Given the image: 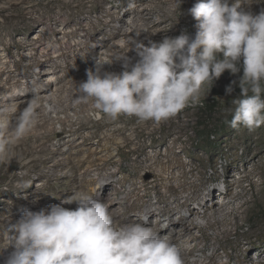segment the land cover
<instances>
[{
	"label": "rangeland",
	"instance_id": "374dc122",
	"mask_svg": "<svg viewBox=\"0 0 264 264\" xmlns=\"http://www.w3.org/2000/svg\"><path fill=\"white\" fill-rule=\"evenodd\" d=\"M196 2L0 0V98L10 96L13 108L35 114V126L23 136L15 135L21 111L0 116V134L36 148L30 155L21 147L9 156L0 151V248L8 223L24 209L38 211L79 192L104 202L113 217L126 212L137 223L147 217L146 226L162 236L192 227L194 235L178 244L185 264H264V125L222 127L240 96L242 68L203 84L196 101L160 123L123 115L112 121L91 102L75 103L78 84L98 57L111 61L127 53L134 63L130 40L148 45L185 31L194 35L188 9ZM241 6L258 14L264 0H241ZM137 21L148 25L139 36ZM122 70L119 61L103 68ZM21 89L33 96L13 92ZM221 129L216 144L199 142L200 132Z\"/></svg>",
	"mask_w": 264,
	"mask_h": 264
},
{
	"label": "clouds",
	"instance_id": "9594fccd",
	"mask_svg": "<svg viewBox=\"0 0 264 264\" xmlns=\"http://www.w3.org/2000/svg\"><path fill=\"white\" fill-rule=\"evenodd\" d=\"M188 14L196 21L194 35L185 31L148 45L130 40L134 63L127 53L111 61L98 57L78 84L75 103L91 102L112 121L123 115L160 123L196 101L203 84L242 68L240 96L232 100L235 108L227 123L250 130L264 125V10L253 14L241 0H197ZM133 31L139 36L148 25L137 21ZM116 61L123 69L119 74L103 71ZM235 83L226 87V94H232ZM33 123L35 114L26 109L15 135ZM73 203L75 209L63 206ZM143 220L117 226L104 202L77 192L38 211L24 209L10 221L0 256L12 250L2 264H185L181 248L147 227V217Z\"/></svg>",
	"mask_w": 264,
	"mask_h": 264
},
{
	"label": "bare ground",
	"instance_id": "6f19581e",
	"mask_svg": "<svg viewBox=\"0 0 264 264\" xmlns=\"http://www.w3.org/2000/svg\"><path fill=\"white\" fill-rule=\"evenodd\" d=\"M25 2V1H24ZM14 7V6H13ZM13 9V8H12ZM24 13V12H23ZM31 14V13H30ZM39 19V17H35L34 18V20H38ZM87 57V56H86ZM84 64V63H83ZM19 91H21L22 93H21V97H23V96H25V95H28V96H30L31 94L30 93H26V91L24 90V89H21V90H13V92H19ZM25 92V93H24ZM46 92V91H45ZM37 93H40V92H36L35 94H37ZM17 94V93H16ZM76 94V93H75ZM31 96H33V95H31ZM7 96H5V97H3V98H0V116H3L4 114L5 115H7V116H9L10 117V119H11V117H15V116H17L18 115V111H21V113H23V111L21 110V109H15V107L13 108V106L11 105V103H13L14 102V100L12 99V97H8V98H6ZM35 98H37V97H35ZM72 98V97H71ZM74 99V98H73ZM72 100V99H71ZM40 102H42V100H39L38 101V103H40ZM50 103H52V102H50ZM58 104V103H57ZM81 104V103H80ZM11 106V107H10ZM39 106V105H38ZM34 109V108H33ZM37 109V108H36ZM22 115V114H21ZM9 119V118H8ZM50 120V119H49ZM56 120H57V118H56ZM11 121V120H10ZM37 125V124H36ZM39 125V124H38ZM106 125V124H105ZM33 126H35V125H33ZM44 126V125H43ZM99 126H100V124H99ZM39 127V126H38ZM82 127V126H81ZM102 127V126H101ZM36 128V127H35ZM28 129V128H27ZM82 129V128H81ZM80 129V130H81ZM30 130V129H29ZM28 133V130L27 131H25L23 134H25V133ZM50 132V131H49ZM47 133V132H46ZM63 133V132H62ZM43 135V134H42ZM48 135V134H47ZM49 135H50V133H49ZM54 135H56V134H54ZM14 137L15 135L13 134V135H11L10 137ZM23 136V135H22ZM35 136V135H34ZM31 137V136H30ZM37 137V136H36ZM45 137V136H44ZM7 138L8 137H6V136H3V135H1L0 134V141H2L3 143H2V146H0V151H4V150H6L5 152H4V154L6 155V156H9L12 152H8L9 150H11V149H16L17 147H21V151H22V154L23 155H27V154H31V152L32 151H34L36 148H34V147H32V148H30V147H28V148H25L24 147V145L23 146H20V144H21V142H20V140H16L15 139V141L16 142H14L13 143V141H6L7 140ZM26 138V137H25ZM28 138V137H27ZM33 138H35V137H33ZM32 138V139H33ZM38 138H39V136H38ZM22 139V138H21ZM40 139H42L41 137H40ZM12 140V139H11ZM27 141V140H26ZM38 141H39V139H38ZM31 142V141H30ZM32 142H33V140H32ZM29 143V142H28ZM27 143V144H28ZM38 143V142H37ZM40 145V144H39ZM30 146V145H29ZM34 146V145H33ZM18 149V148H17ZM16 149V150H17ZM13 151V150H12ZM17 152V151H16ZM15 153V152H14ZM17 153H19V151L17 152ZM3 154V155H4ZM0 155H2V154H0ZM14 155V154H13ZM12 155V156H13ZM11 156V157H12ZM7 158V157H6ZM6 158L4 159V161L6 160ZM13 160V159H12ZM3 161V162H4ZM1 162V161H0ZM16 165V164H15ZM4 167V166H3ZM3 169V168H2ZM2 169H1V171H2ZM1 174V173H0ZM96 181H97V179H96ZM105 188H107V186H105ZM177 191V190H176ZM163 199V198H162ZM179 204V203H178ZM182 205V204H181ZM109 206V205H108ZM183 206V205H182ZM65 207H67V206H65ZM73 207V206H72ZM177 207V206H176ZM171 208V207H170ZM182 208V207H181ZM174 209V208H173ZM173 209H168V211H167V215L169 216V218H170V215L173 213ZM108 210H109V208H108ZM109 211H111V210H109ZM126 211V210H125ZM126 212L125 213H122L121 214V216L118 218L117 216H114L113 218H114V221H115V223H116V225L117 226H119V225H122V224H125V223H132V221H131V218H129V217H126ZM113 216V215H112ZM153 229V228H152ZM154 230V229H153ZM155 232H158L161 236H162V231H161V229H158V231H156V230H154ZM173 233H174V236L173 237H171L170 239H171V242L172 243H174V244H176V245H178L180 242H182L183 241V239H184V237H186V236H188V235H192L193 234V232H192V227H184L183 228V230H176V229H174V231H173ZM194 235V234H193ZM194 239H197V237H193V240ZM191 240V239H190ZM193 249V248H192ZM195 249V248H194ZM193 249V250H194ZM192 250V251H193ZM183 251H182V255H183ZM191 253V252H190ZM193 253V252H192ZM215 255V257H217L218 255L217 254H214ZM214 258V257H213ZM220 263V262H219ZM218 264V263H217ZM223 264V263H222Z\"/></svg>",
	"mask_w": 264,
	"mask_h": 264
},
{
	"label": "trees",
	"instance_id": "16d2710c",
	"mask_svg": "<svg viewBox=\"0 0 264 264\" xmlns=\"http://www.w3.org/2000/svg\"><path fill=\"white\" fill-rule=\"evenodd\" d=\"M231 118L227 119L226 121L223 122V129H226L227 127H230L227 121H230ZM223 134V130H211L207 132H200L198 134V139L199 142L208 144L210 146L216 144L220 138V136Z\"/></svg>",
	"mask_w": 264,
	"mask_h": 264
}]
</instances>
